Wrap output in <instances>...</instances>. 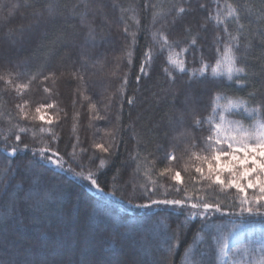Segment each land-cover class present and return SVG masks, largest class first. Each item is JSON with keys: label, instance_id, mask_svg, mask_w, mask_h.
<instances>
[{"label": "trees", "instance_id": "1", "mask_svg": "<svg viewBox=\"0 0 264 264\" xmlns=\"http://www.w3.org/2000/svg\"><path fill=\"white\" fill-rule=\"evenodd\" d=\"M226 4L238 17L215 22ZM68 34L71 42H55ZM226 43L245 73L200 76ZM184 50L182 73L168 56ZM0 77V264H221L237 225L264 226V216L240 214L237 189L195 170L207 173L197 157L208 155L209 125L197 121L214 116L217 94L264 115V0H0ZM38 108L50 113V131ZM46 147L63 168L45 165L38 150ZM89 172L103 191L78 175ZM37 175L43 180L32 183ZM29 191L34 199L21 203ZM149 197L186 207L138 206L151 205ZM199 202L219 203L225 215L206 220L190 209ZM53 216L68 227L50 226Z\"/></svg>", "mask_w": 264, "mask_h": 264}, {"label": "snow or ice", "instance_id": "2", "mask_svg": "<svg viewBox=\"0 0 264 264\" xmlns=\"http://www.w3.org/2000/svg\"><path fill=\"white\" fill-rule=\"evenodd\" d=\"M218 2V0H217ZM227 17H238V12L231 5H227ZM179 11L183 13L185 11L184 8H180ZM220 13L218 12L216 17L213 19H217L218 23H222L219 19ZM127 30V29H126ZM225 33L228 35L231 41H236L238 38L236 36H232L231 33H228L227 25L224 28ZM196 39L193 38L191 43L193 45L196 44ZM235 47L238 48L239 44H235ZM218 59L215 61V66L211 67V73L214 77L220 76L222 73L220 72L221 65L226 66V74L227 79L229 81L233 80L234 75H239L241 73H245L244 67L237 66V55L234 51V45L232 43H226L221 51L220 48H217ZM151 60L150 55L145 54V62ZM171 63L178 68L180 72L185 71V64L182 60L172 59ZM210 68L208 63L202 62V67L199 70V75L204 76ZM167 71V70H166ZM139 72L142 74L145 73L144 63H141L139 67ZM197 74L196 70L192 71V75L195 76ZM2 79V77H0ZM140 76H136V80L139 81ZM11 83V80L8 81ZM237 84H242V80H237ZM252 95V94H250ZM220 95L217 94L215 100H219ZM131 102V101H129ZM246 101L242 99L233 100L231 98L228 99V104L224 108L222 113L216 114V108H213V113L215 116L210 115L206 121H197V124L207 123L209 127L207 128L208 135L204 138V151L208 153V155L203 157H197V159H202L207 164V173L205 174V170L203 167H196V172L200 173L202 176H205L206 179L212 181L216 185H220L222 188H235L241 194H243L240 198V214L248 213L250 216H264V115L260 114V108L248 109L245 107ZM53 105H48V107H52ZM216 107H220L216 105ZM241 107H245V111H248L250 114L255 113L254 123L245 127L242 121H236L234 119H230L229 116H234L235 113H232L230 110L235 108L239 109ZM40 109L38 108L37 111ZM43 120L44 117L41 116ZM51 123V121H49ZM24 131V129H21ZM21 137L19 135L15 136V140L19 141ZM28 145L25 144V148ZM102 153H109V148L105 147L104 143H99L95 145ZM13 155L17 153V149H12ZM38 155L41 160L46 164H53L55 166L63 168L60 161L62 157L59 152L55 150L53 147L40 148L38 150ZM259 156V160L257 157ZM175 159V157H171ZM223 161V163H222ZM104 157L100 158V166L103 167ZM67 171H71V167L69 166ZM223 172L227 173L229 177L227 181L221 178V174ZM82 179L85 181H90L89 187H94L97 191H103L100 185L97 182V178L93 176L91 172L87 175H82ZM28 177H25V180H28ZM175 180L181 181L180 172L175 173ZM36 180H43V177L37 175L31 181L35 183ZM253 189L258 194H254L252 198L248 197V190ZM154 191V190H153ZM147 195V193H146ZM151 199V205L149 204H139V207H150L152 205H165L173 208H180L183 210L186 205L185 201L182 199ZM34 199V195L32 191H29L26 196L23 198L21 203H27L28 200ZM191 210H199V216L205 217L206 220H210L213 214L225 215L222 211L219 203H209V202H199V203H191ZM234 214V213H233ZM191 218H196L197 213H190ZM178 239V236L175 237ZM227 248V243L225 242L223 247L221 248V253L226 254L224 249ZM261 264H264V261H261Z\"/></svg>", "mask_w": 264, "mask_h": 264}, {"label": "rangeland", "instance_id": "3", "mask_svg": "<svg viewBox=\"0 0 264 264\" xmlns=\"http://www.w3.org/2000/svg\"><path fill=\"white\" fill-rule=\"evenodd\" d=\"M218 12L220 13L219 19L222 21V23L226 19L232 18V17L226 16L227 8L225 5L222 6L220 9H217V12L215 13V15L213 17H216ZM62 20H65V19L62 18ZM213 20L215 22H217V19H213ZM73 29L71 28L70 31L67 29V31L75 33V31H73ZM28 30H29V28H26L22 32H29ZM70 36L71 35L68 34L67 36L60 37V39L57 38L55 40V42L59 43V41H62V40L63 41L69 40L68 42H71L72 37H70ZM72 36L75 39L77 34L75 33V35H72ZM12 45H14V44L12 43ZM64 45H66V43ZM3 49H4V52L6 51L9 56H13L14 54L17 53L16 48H13V49L11 48L12 50H10V51L5 50V47H3ZM67 50H70V52L72 51V49H70L69 47H67ZM185 53H186V50H184L182 52L169 51L168 62L177 71H179L178 68H176L171 63V60L175 59L178 61L179 60L184 61L185 71H186L188 69L186 66ZM37 61H38V63L45 65V64H49V63L53 62V58L52 57L47 58L46 56H39L37 58ZM214 66H215V64L210 65V68L207 72L208 74L212 75L211 67H214ZM220 72L222 74L218 77H226L227 78L225 65H223V64L221 65ZM241 74H239L238 76L234 75L233 78L240 77ZM155 101H156V99L150 100V102H152V103H155ZM227 104H228V100H224V99L222 100L221 98L219 100H217L216 105H219L220 107H216V114L222 113L224 111V108L227 106ZM153 107L157 108V105L151 104L149 107L146 108V112L147 113L151 112L153 110ZM245 107H247L248 109H254V108L249 107L248 105H245ZM245 107H241L239 109H235V108L231 109L230 111L232 113H235V115L234 116L230 115L229 118L234 119L236 121H242V123L244 124L245 127H249L254 123V116L256 114L255 113L250 114L248 111H245ZM41 116L44 117L43 120L41 119ZM214 116H215V114H214ZM39 117L47 125L46 127H44V130L50 131V130H48L49 129L48 125H50L49 121H51L50 113H48L46 111V109H42V110H40ZM140 118L141 117H139L138 119H140ZM257 159L258 160L260 159L259 156L257 157ZM222 163H223V161H222ZM225 174H227V173L223 172L221 174V178L224 180H225V176H224ZM251 191H254V190L253 189L248 190V197L249 198H252V196H253V194L252 195L250 194ZM50 221H51V222H49L50 226L56 225V223H58L61 228L64 227L63 229L67 228L68 223H69L68 222V223L63 224V222L59 221L58 219H55L54 216L51 217ZM63 236H64V232H63ZM225 242L227 243V248L224 249V252L226 254H222L220 252V263L221 264H261V261H264V226L249 228L245 224H239L232 230L230 235L226 238ZM64 244H66V243H64ZM50 250H52V249H50ZM58 256H59V254H58Z\"/></svg>", "mask_w": 264, "mask_h": 264}, {"label": "bare ground", "instance_id": "4", "mask_svg": "<svg viewBox=\"0 0 264 264\" xmlns=\"http://www.w3.org/2000/svg\"><path fill=\"white\" fill-rule=\"evenodd\" d=\"M249 228H254V227H249Z\"/></svg>", "mask_w": 264, "mask_h": 264}]
</instances>
